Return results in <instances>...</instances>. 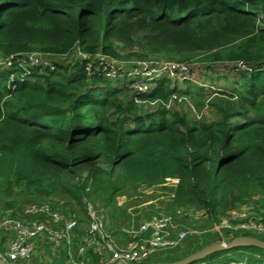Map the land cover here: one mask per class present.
Segmentation results:
<instances>
[{"label":"trees","instance_id":"obj_1","mask_svg":"<svg viewBox=\"0 0 264 264\" xmlns=\"http://www.w3.org/2000/svg\"><path fill=\"white\" fill-rule=\"evenodd\" d=\"M32 52L55 69L35 67L17 81L16 62L0 68V215L16 217L51 198L80 232L89 203L117 237L131 220L130 206L117 198L175 178L170 211L193 210L208 226L253 203L245 219L264 224V0H0V58ZM96 55L195 64L191 75L199 69L203 76L154 78L138 103L131 80L114 83L100 69L88 76ZM240 61L251 71L238 70ZM173 94L194 98L195 112L179 103L167 108ZM240 235L264 240L224 229L201 241L188 237L183 250L153 262ZM86 256L99 263L98 254ZM204 262L264 264V249L234 247L189 264Z\"/></svg>","mask_w":264,"mask_h":264},{"label":"built area","instance_id":"obj_2","mask_svg":"<svg viewBox=\"0 0 264 264\" xmlns=\"http://www.w3.org/2000/svg\"><path fill=\"white\" fill-rule=\"evenodd\" d=\"M80 57H86L77 49ZM99 63L96 67L92 63H88L86 71L93 74L95 70L100 69L105 76L109 78L120 75L118 79L126 76H132V87L136 89L135 101L143 103L141 98L137 96L139 93H145L149 88V82L154 78H159L164 74L179 79H192V66L187 64H177L173 62H162L164 67L161 71H153L157 63H152L149 67L143 69L146 74L139 73L136 68L141 64L134 63L132 67L125 70L128 61H110L103 55H96ZM16 62L21 74L17 81L23 80L31 72L32 68L45 66L53 68V63L37 52L27 54H12L5 58H0V68H7ZM146 65V64H144ZM55 67V66H54ZM158 67V66H157ZM237 68L251 71L250 66L243 62L237 63ZM200 72L199 69H196ZM185 72L190 76H180ZM126 75V76H125ZM139 77H136L138 76ZM14 73L11 74L10 86L15 88L17 83L14 81ZM191 77V78H189ZM117 78V77H116ZM200 81L199 85L204 86ZM177 94H173L166 104L167 108L172 106V97L177 98ZM152 102L151 104H154ZM171 186L177 183L175 178H167ZM117 198V204L120 206L123 202ZM131 208L129 207L128 210ZM244 208H242L241 212ZM146 212V214H143ZM87 213L89 222L86 227H81V231H77L78 220L60 211L57 204L44 201L28 205L23 212L16 217L11 215H0V237H5L9 231L13 233V238L6 240L4 238L0 248L7 245V249H0V258L7 264L11 262L30 263L36 250L35 241L43 240L53 250L61 251L60 264H90L87 253L92 252L99 255L98 264H137L148 260L153 254L161 251L184 249L186 239L188 237H199L206 229H197L185 227L179 229L175 217L180 218L182 215L188 216V210L182 208L169 212L152 211L144 209L140 212V216L131 217L127 225L120 227V233L116 237L112 235L108 229V218L102 213L98 214L91 204H87ZM251 213L242 214L240 216L233 210L231 217H224L216 225H212L211 231L228 229L239 232H255L264 235V224L247 218ZM138 218V219H137ZM137 219V220H136ZM239 219L237 223L232 220ZM6 230V232L4 231ZM130 236L129 240L127 237ZM117 241H116V240ZM127 239V240H126ZM44 243V244H45ZM100 245L102 247H100ZM58 256V254H57ZM46 264V263H44ZM51 264H56L52 262Z\"/></svg>","mask_w":264,"mask_h":264},{"label":"rangeland","instance_id":"obj_3","mask_svg":"<svg viewBox=\"0 0 264 264\" xmlns=\"http://www.w3.org/2000/svg\"><path fill=\"white\" fill-rule=\"evenodd\" d=\"M160 59H157V58H149V57L137 58V59L131 58V59H128L127 60L128 62L126 63L125 70H127V67L128 66L132 67L134 63H137V64H141V67L136 68V70L139 73H141V74H146V72L144 71L143 68L145 66H148L149 67L152 63H157V66L158 67L156 66V68H154L153 71H160V70L162 71L164 67L162 66V62L163 61L160 60ZM144 64H146V65H144ZM54 66H53V68H50V70H54L55 69ZM192 67H195V64H193ZM196 71L199 72L198 70H196ZM245 71H249V70H245ZM180 73H183L180 76H186V74H187L185 72H180ZM198 74H200L201 76H203L201 72L196 73V75L195 76L193 75V76L197 78V76H199ZM90 75L91 74H88V76H90ZM103 75H105V74L103 73ZM187 75L190 76L189 73ZM116 77L109 78V76H107L106 79H110L111 81H113L114 83H116L118 81V78L120 77V75H118ZM136 77H139V75L136 76ZM189 78H191V77H189ZM131 79H133L132 76H126V77H123L120 81L121 82H126V81H129ZM181 80H179V81H181ZM201 83L202 84H205L204 82H201ZM208 84H210V83H208ZM211 85H213V84H211ZM205 86L206 85H204L202 87H205ZM180 87L178 89L179 91H181V88ZM210 90H212L213 92H215V91H218V90H224V88L223 87H220V85H213ZM213 92L211 94H209L205 98V101L206 102H209V100H211V98L215 95V93H213ZM187 97L184 98L181 95L177 96L176 99H174L172 97V102H171L172 106H174V104H176V103H179V104H182L184 106V108H186V109H190L191 108L195 112V108H194V105H193V101H195L194 98L188 97V99H187ZM202 112L203 113H208L209 112V108L207 106H203L202 107ZM194 114L197 117H200L201 116V113H194ZM170 188H171V184L169 182H166V183H164V184H162L160 186H153V187H149V188L142 187V188L139 189V192H138L139 195L133 196L131 198H126V197L119 198V201L120 202H123V204L126 203L128 206H130L131 209L128 210V208H129L128 207L127 208V213H129L131 215V217L133 216V218H136V215L137 216H140V212L143 211L146 208L147 209H153L155 211L169 212L170 209H171L169 206H170V202L172 200V195H173ZM152 196H156V197H152ZM145 197H147L149 199L150 198H153V199L152 200H149V201H147V202H145L143 204H140V201L142 199H144ZM47 199L48 200H51V198H47ZM47 199L40 198L39 201L40 202L47 201ZM60 204H62V201L58 202V207H60ZM149 204H153V207H151ZM242 208H244V209L241 212ZM253 209H254L253 203H250V204H242V205H240V208L239 209H236V212L238 213V215H236V216H240L242 214L244 215V214L251 213V211ZM188 213H189L188 216L182 215L180 218L175 217L176 221H178L177 222L178 227H179V229H183L185 227H192V228H197V229H206V231H204L201 235H199V237H197V238H199L198 239L199 241H201L202 238H203L202 240H204L205 239L204 236L206 234H215L217 232L218 233L219 232H221V233L223 232V230H219L217 232L211 231L210 228L212 227V225H208V226L203 225L204 219H202L201 217L197 216L196 213L193 212V210H190V211L188 210ZM103 216H105V214H103ZM105 218H106V216H105ZM128 221L129 220L123 222V225L122 226L127 225ZM192 224H196L198 226H196V225L193 226ZM4 231L6 232V230H4ZM6 234L7 235H5V237H4L6 239V236H7V239L6 240H9V239H12L13 238V233H11V232L8 231ZM250 234L251 235H257L258 237H263L264 238V236L262 234H257L255 232H250ZM129 238H130V236L127 237L128 240H129ZM225 238L227 240L229 239L228 236L225 237ZM224 243H229V242L226 241ZM34 245H35V248H36L35 252H37V255L33 256L31 262L30 263H26V264H44V263L51 264L52 262H55L56 264H60L61 263L62 258L60 256L61 255L60 254L61 253L60 250H58V251L53 250V248H51L52 246L50 247L47 244H40L39 241H35ZM100 247H102V246L100 245ZM0 249L2 251L6 250L7 249L6 243H5V246L1 247ZM180 250H183V249H180ZM173 251H176V250H173ZM173 251L172 250H168V251H161L162 253L161 252H157V253L153 254L149 258L150 260L148 259L149 260L148 263L149 262L152 263L153 260L164 259L165 258L164 257L165 254L171 253ZM57 254H58V256H57ZM257 256L259 257V255H257ZM8 264H25V263H23V262L16 263V262H11V261L8 260ZM200 264H207V263L204 262V263H200ZM254 264H262V263L256 262Z\"/></svg>","mask_w":264,"mask_h":264},{"label":"water","instance_id":"obj_4","mask_svg":"<svg viewBox=\"0 0 264 264\" xmlns=\"http://www.w3.org/2000/svg\"><path fill=\"white\" fill-rule=\"evenodd\" d=\"M248 246H256V247L264 249V240L258 239L253 236L240 235V236L234 237L229 243H219V242L213 243L177 261L152 262L149 264H189L199 259H202L205 256L213 252H216V251L228 250L234 247H248ZM0 264H7V263L3 259L0 258Z\"/></svg>","mask_w":264,"mask_h":264}]
</instances>
